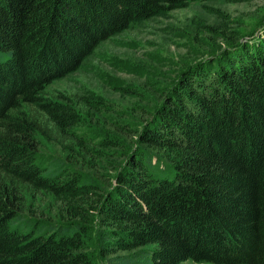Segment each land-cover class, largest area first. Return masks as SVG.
Wrapping results in <instances>:
<instances>
[{"label": "trees", "instance_id": "trees-1", "mask_svg": "<svg viewBox=\"0 0 264 264\" xmlns=\"http://www.w3.org/2000/svg\"><path fill=\"white\" fill-rule=\"evenodd\" d=\"M186 1L0 0V264H98L91 246L111 264H264V24L160 90L103 180L87 134L80 166L39 158L38 138L65 149L80 122L45 87Z\"/></svg>", "mask_w": 264, "mask_h": 264}, {"label": "rangeland", "instance_id": "rangeland-1", "mask_svg": "<svg viewBox=\"0 0 264 264\" xmlns=\"http://www.w3.org/2000/svg\"><path fill=\"white\" fill-rule=\"evenodd\" d=\"M238 23L243 32L264 24V0H187L182 7L131 24L101 41L77 69L45 87L47 97L78 113L80 122L72 137L66 139L65 149L38 138L41 161L61 156L71 166H80L84 149L77 144L87 134L88 150L102 153L94 161V168L101 171L103 180L107 170L110 174L111 168L126 158V149L114 147L112 142L132 145L142 118L162 100L160 90L172 86L182 72L223 46V37ZM120 123L123 127L115 129L114 124ZM104 137L111 140L112 146L97 144ZM39 198L40 206L51 202L48 194ZM93 237L97 241L95 233ZM90 250L98 264L113 262L95 253L93 246ZM180 264L214 263L188 259Z\"/></svg>", "mask_w": 264, "mask_h": 264}]
</instances>
